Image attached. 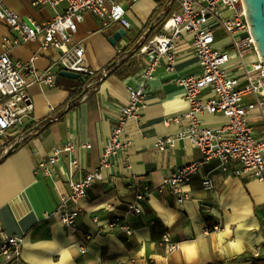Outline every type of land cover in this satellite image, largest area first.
<instances>
[{
    "label": "crops",
    "instance_id": "crops-1",
    "mask_svg": "<svg viewBox=\"0 0 264 264\" xmlns=\"http://www.w3.org/2000/svg\"><path fill=\"white\" fill-rule=\"evenodd\" d=\"M4 1L20 16L39 22L54 19L67 7L62 3L53 9L35 5V0ZM120 1L130 22L127 34L112 45L109 37L124 26H105L100 17L87 13L76 41L86 48L91 73L72 79L59 72L53 84L31 81L27 91L34 111L19 130L9 133L15 142L7 149L4 142L0 145V231L23 237L21 257L9 264H264V181L236 175L232 164L223 170L214 159L188 185L184 202L169 189L163 195L156 191L173 171L196 158L189 141L178 136L189 103L177 78L200 72L190 33L180 42L175 69H160L150 80L140 119H129L126 126L129 146L89 189L77 225L65 226L55 214L62 195L70 191V180L100 167L104 143L120 107L128 101V86L135 85L140 58L133 55L122 58L120 64L116 61L149 32L151 37L159 33L167 17L179 10V4L170 0ZM7 35L18 33L0 21V52ZM222 37L219 42H227ZM10 55L21 62L36 55V68L45 71L60 50L44 48L40 40L23 41L11 47ZM257 60L256 53L246 58L248 63ZM135 61L139 67L132 74L122 77L114 71L115 67L125 70ZM203 119L211 127L226 121L222 114L204 115ZM43 121H47L45 126L33 134L32 129ZM25 133L28 136L22 138ZM169 137L173 145L164 150L156 146ZM70 140L78 146L61 155L52 176L37 171L54 147ZM85 143L92 147H83ZM74 159L80 169L72 166ZM205 175L212 178L213 189L204 188ZM139 195L146 199L140 201ZM136 204L142 207L141 213L133 209ZM121 224L128 225L132 233ZM216 225L220 229L215 230ZM166 232L177 243L173 251L163 242ZM237 240L244 244L239 254L232 247ZM245 253L247 260H234Z\"/></svg>",
    "mask_w": 264,
    "mask_h": 264
},
{
    "label": "built area",
    "instance_id": "built-area-1",
    "mask_svg": "<svg viewBox=\"0 0 264 264\" xmlns=\"http://www.w3.org/2000/svg\"><path fill=\"white\" fill-rule=\"evenodd\" d=\"M132 4L140 0H130ZM179 4V10L167 17L161 31L153 37L140 39L132 48L130 56L140 58V70L135 75V85L128 86V101L120 107L110 134L108 135L100 161V167L87 171L81 177L69 182L70 191L63 194L55 214L61 224L76 226L82 212L81 202L88 196L89 189L104 178L103 170L114 164V159L130 144L126 135L129 119H140L146 105L147 86L160 69L172 71L176 67L178 47L185 34L193 35V49L198 57L200 72L177 78L186 90L189 103L182 115L183 129L179 137L189 141L196 158L173 171L156 191L163 195L169 189L180 203L188 196L187 187L193 178L201 174L204 167L218 159L220 167L228 170L231 164L238 176L248 175L264 181V63L261 61L243 0H172ZM66 3L64 13L57 14L50 21L39 22L31 17H22L0 0V21L15 30L16 37L3 38L0 52V138L23 126L34 111V103L27 91L31 81L53 84L55 76L62 71L91 73L86 64V48L76 41L80 24L87 13L100 17L105 26L121 23L126 29L130 22L125 18L127 9L120 0H35V5L56 9ZM166 11V15H168ZM222 35L227 42L221 47L218 42ZM42 47L60 50V56L45 71L35 66L37 56L29 61L14 60L11 47L23 41H38ZM127 49L116 63L125 57ZM254 52L258 60L248 63L246 54ZM96 79H98L96 77ZM209 90L205 93V90ZM222 114L226 121L217 127L204 122V115ZM51 118H54L52 116ZM256 119L258 124L255 121ZM47 121L32 129L44 127ZM28 136L25 133L22 138ZM174 139H160L156 146L164 150L173 145ZM15 142V140L13 141ZM8 138L6 149L13 143ZM78 144L70 140L63 146L53 148L47 161L39 164L42 170L52 176L55 165L65 152H73ZM91 148V143H85ZM2 157H0V161ZM72 166L80 169L79 162ZM204 188L213 189L214 182L209 175L202 177ZM144 201L146 197L139 195ZM137 213L143 211L138 204L133 206ZM119 221V219H117ZM121 227L131 234L128 225ZM220 229V225L214 227ZM166 247L177 248L171 235L163 236ZM23 251V237L0 231V264H9L19 259ZM86 252V249H82Z\"/></svg>",
    "mask_w": 264,
    "mask_h": 264
},
{
    "label": "water",
    "instance_id": "water-1",
    "mask_svg": "<svg viewBox=\"0 0 264 264\" xmlns=\"http://www.w3.org/2000/svg\"><path fill=\"white\" fill-rule=\"evenodd\" d=\"M243 2L252 35L256 40L258 55L264 63V0H243ZM126 34L127 29L122 27L109 37V41L112 45H116ZM61 75L72 79H80L82 77L81 73L73 71H62Z\"/></svg>",
    "mask_w": 264,
    "mask_h": 264
},
{
    "label": "trees",
    "instance_id": "trees-1",
    "mask_svg": "<svg viewBox=\"0 0 264 264\" xmlns=\"http://www.w3.org/2000/svg\"><path fill=\"white\" fill-rule=\"evenodd\" d=\"M151 36H150V32L148 33L147 35V39H149ZM121 63V62H120ZM119 63V64H120ZM140 63V62H139ZM139 63L138 62H134L132 65H130L128 68H126L125 70H121L118 69V67H115V72H117L118 74H120L122 77L124 76H127L129 74H132L133 72H136L138 70V67H139ZM22 127V126H21ZM15 140V137H11L10 141L9 142H13ZM249 258L248 256V253H245V254H242L240 256H238L237 258H235L234 260L235 261H245Z\"/></svg>",
    "mask_w": 264,
    "mask_h": 264
},
{
    "label": "rangeland",
    "instance_id": "rangeland-1",
    "mask_svg": "<svg viewBox=\"0 0 264 264\" xmlns=\"http://www.w3.org/2000/svg\"><path fill=\"white\" fill-rule=\"evenodd\" d=\"M133 30H135V29H133ZM129 32H132V30H130ZM222 39H224V37H222ZM225 43H226V40L219 42L218 45H224ZM253 53L254 52L251 51V52H248L246 54L247 60H250V55H252ZM19 129H20V127L14 129V130H19ZM7 138H9V139L11 138L10 134L7 137H1L0 138V145H2V143L5 142Z\"/></svg>",
    "mask_w": 264,
    "mask_h": 264
},
{
    "label": "clouds",
    "instance_id": "clouds-1",
    "mask_svg": "<svg viewBox=\"0 0 264 264\" xmlns=\"http://www.w3.org/2000/svg\"><path fill=\"white\" fill-rule=\"evenodd\" d=\"M233 250L235 252L242 253L244 251V244L243 241L237 240L232 244Z\"/></svg>",
    "mask_w": 264,
    "mask_h": 264
},
{
    "label": "bare ground",
    "instance_id": "bare-ground-1",
    "mask_svg": "<svg viewBox=\"0 0 264 264\" xmlns=\"http://www.w3.org/2000/svg\"><path fill=\"white\" fill-rule=\"evenodd\" d=\"M171 1V3H172V0H170ZM131 49L130 50H128V52H126V54H125V56H129L130 55V53H131Z\"/></svg>",
    "mask_w": 264,
    "mask_h": 264
}]
</instances>
